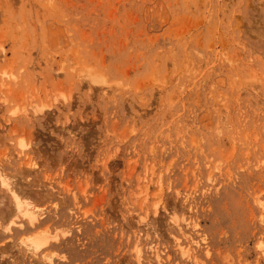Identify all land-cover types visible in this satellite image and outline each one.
<instances>
[{"label":"rangeland","instance_id":"obj_1","mask_svg":"<svg viewBox=\"0 0 264 264\" xmlns=\"http://www.w3.org/2000/svg\"><path fill=\"white\" fill-rule=\"evenodd\" d=\"M0 177V264H264V0H0Z\"/></svg>","mask_w":264,"mask_h":264},{"label":"bare ground","instance_id":"obj_2","mask_svg":"<svg viewBox=\"0 0 264 264\" xmlns=\"http://www.w3.org/2000/svg\"><path fill=\"white\" fill-rule=\"evenodd\" d=\"M0 178H2V177H0ZM0 180H1L0 187L2 186L4 190H6L5 188L9 189V182L6 181V178L5 179L2 178ZM8 189H7V191H8ZM10 189L12 190L11 187H10ZM8 193H10V192H8ZM8 193L6 192V195ZM17 193H18V191L16 192V189H15V191L12 190L11 193H10L11 194L10 195L11 200H12V202L14 204L13 206H15L13 208L18 212V213L15 212V215H16V213L20 214L22 216L23 220L26 221L27 225L36 227V224L38 222H40V215L41 214H39L40 213L39 212V207H37L33 202L28 201L27 198L26 199L22 198L23 195H20V192H19V194H17ZM2 196H4V195H1V197ZM2 199L0 200V205L3 203ZM1 201H2V203H1ZM13 215H14V212H13ZM22 218H20V219H22ZM25 245L28 246L34 253H36L41 248V246L43 244H42L41 241H36L35 244H32V245L31 244H28V245L25 244ZM184 254H187V252H185ZM188 256H189V252H188Z\"/></svg>","mask_w":264,"mask_h":264}]
</instances>
